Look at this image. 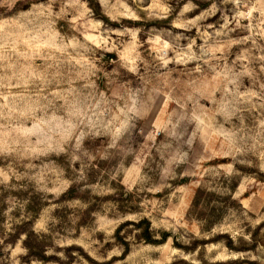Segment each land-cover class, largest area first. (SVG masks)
<instances>
[{"label": "rangeland", "instance_id": "obj_1", "mask_svg": "<svg viewBox=\"0 0 264 264\" xmlns=\"http://www.w3.org/2000/svg\"><path fill=\"white\" fill-rule=\"evenodd\" d=\"M0 264H264V0H0Z\"/></svg>", "mask_w": 264, "mask_h": 264}, {"label": "trees", "instance_id": "obj_2", "mask_svg": "<svg viewBox=\"0 0 264 264\" xmlns=\"http://www.w3.org/2000/svg\"><path fill=\"white\" fill-rule=\"evenodd\" d=\"M148 225V224H147ZM214 224H212L210 227H212ZM209 227V228H210ZM147 237V236H146ZM168 238V236H167V234H163V240L165 241L166 239ZM147 239V238H146ZM149 239V238H148ZM35 240H37L36 241V246L34 247L36 250L38 249V247L40 248V242H39V239H38V237H35ZM150 241V240H149ZM151 243V242H150ZM152 243H154V244H157V243H155V242H152ZM26 248H27V250L29 251V254L32 256V257H34L35 259H42V260H44V259H46L45 258V256L42 254V251L40 252H36L35 250H33V244L31 243V239H29V237H28V239H27V241H26Z\"/></svg>", "mask_w": 264, "mask_h": 264}]
</instances>
